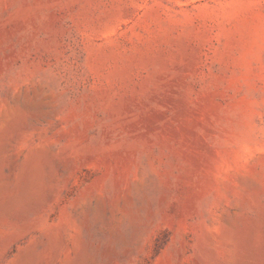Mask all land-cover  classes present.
<instances>
[{
	"label": "rangeland",
	"instance_id": "374dc122",
	"mask_svg": "<svg viewBox=\"0 0 264 264\" xmlns=\"http://www.w3.org/2000/svg\"><path fill=\"white\" fill-rule=\"evenodd\" d=\"M0 264H264V0H0Z\"/></svg>",
	"mask_w": 264,
	"mask_h": 264
}]
</instances>
